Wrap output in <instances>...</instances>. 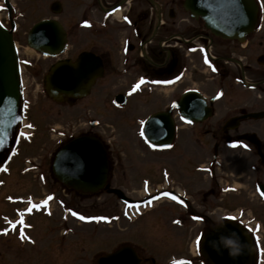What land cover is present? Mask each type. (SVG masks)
Instances as JSON below:
<instances>
[{"label":"flooded vegetation","instance_id":"1","mask_svg":"<svg viewBox=\"0 0 264 264\" xmlns=\"http://www.w3.org/2000/svg\"><path fill=\"white\" fill-rule=\"evenodd\" d=\"M256 1L260 6L255 31L241 44L213 36L202 20L190 17L185 9V0H51L49 3L40 0L42 9L52 14L40 21L57 20L67 34L66 52L62 56L48 58L41 54L43 60L48 61L41 68L43 79L52 65L63 60L75 62L82 55H86L92 70H95L93 73L97 76L91 95L98 93V101H103L106 97L104 94L115 87L111 85L109 76L125 80V93L118 92L112 100V104L116 108H122L125 113L131 97L135 94H146V97H143H148L152 102L155 90L170 89L187 75L190 66L187 58L194 55L190 47L200 51V68L212 75L207 80L212 82L213 91L200 88V120L197 123L190 124L182 117L179 109L170 113L176 126L174 141L180 129L186 126L200 127V167L197 168L200 173V193L196 196L191 195L180 183L179 180L183 177L187 178L184 173V176L173 173L169 168L157 173L150 167L147 170L146 167L127 165L124 163L128 158L127 149H122L123 157H120V154L114 158L110 141L101 132L94 131L100 127V121L98 124L97 120H91L87 123V131L70 137L59 133L58 139L62 140L54 157L65 143L77 138H95L104 145L109 159L105 189L114 182L118 185L119 212L123 223L134 222L136 217L142 215H150L157 204L164 202L168 203L170 209L179 211L170 215L173 216L169 227L171 230L176 229L182 236L194 233L192 251L195 249L196 255L195 258H172L166 264H190V261L191 264H206L201 254L198 255V246L200 244L201 250L207 231L222 223L232 222L243 226L252 235L258 253L257 264L261 260L260 256L264 251V219L254 216L247 218L252 196L255 200H260L264 207V196L261 195V192H264V19H261L260 15L261 2ZM13 2L14 0L0 1V5H3L0 11L12 14L17 6ZM66 8L69 10L68 16L66 14L69 20L65 24L59 16ZM85 21L88 23L85 24ZM215 46H225L227 51L215 55ZM236 50L246 54L237 55ZM204 51L208 59L206 67L201 61ZM135 77L131 82L130 78ZM141 78H144V82L133 91V86L138 84ZM179 99L180 97L174 102ZM174 102L161 106L145 116L141 123L138 122L142 133L144 122L150 116L159 113L169 115V109ZM148 107V104L141 103L133 110L135 109L136 114L142 108ZM97 116L99 119L103 118V115ZM23 132L20 124H16L13 133L19 136L20 141ZM174 141L166 149L152 148L147 142V147L140 150L149 158L172 150ZM115 164L120 170L118 180H115L113 175ZM1 168L2 163L0 173H4ZM8 173L11 174V170ZM156 182L163 187L159 188L158 193H153L152 186L156 185ZM135 186L147 189L149 194L145 197H133L138 193L127 188L132 187V190H135ZM192 200H200V210L199 206H194ZM227 200H233L234 203L235 200H246L245 209L238 207L243 213L236 216L235 204ZM222 209L225 212L218 215V211ZM13 215L14 218L11 215L0 216V223L4 225L0 228V238L14 240L18 250L24 252L29 244L36 246L37 242L30 233L32 230L27 213ZM5 229L7 231H4ZM125 246L130 245H122L120 248ZM132 247L140 260L139 264L145 263L146 258L139 254L137 248Z\"/></svg>","mask_w":264,"mask_h":264},{"label":"rangeland","instance_id":"2","mask_svg":"<svg viewBox=\"0 0 264 264\" xmlns=\"http://www.w3.org/2000/svg\"><path fill=\"white\" fill-rule=\"evenodd\" d=\"M46 1L49 3L51 0ZM260 2L262 5L260 15L261 19H264V0ZM13 3L17 5L16 10L12 14L0 11V17L5 24L7 22L9 29L13 23L16 26L13 35L22 67V99L19 110L21 116L19 117H21V128H24L25 134L31 135L32 138L23 140L19 147V157L11 163L4 162L10 166L11 174L0 177V216L11 215L14 218V209L22 205L20 202L15 204V201L8 203L7 198L14 200L30 198L34 205L41 206L34 208V212L28 215L29 223L32 225L30 233L37 245L29 244L27 250L21 252L14 240L0 238V264H97L100 257L116 251L122 245L137 248L139 254L146 258L143 264H166L177 257L195 258V249L192 251L194 233L182 236L176 229L171 230L169 221L179 211L170 209L167 202L157 204L150 215H142L136 217L134 222L123 223L120 219L118 196L111 192L118 188L115 182L102 192L81 194L64 188L54 178L52 164L58 144L62 140V138L58 139L59 133H63L65 137L76 135L87 131L89 128L87 123L91 120H97L98 124L100 121V127L94 131L101 132L110 141L114 158L121 154L122 149H127L128 158L125 159V164L146 167L147 170L150 167L157 173L165 168L180 175L184 173L187 178L183 177L179 180L182 186L186 187L191 195L196 196L200 193V173L197 172V168L200 167V127L191 128L184 125L186 127L179 130L172 150L147 158L144 156L146 153L141 152L147 147V143L138 123L161 106L174 102L187 90L200 91L201 88L204 91H213L212 82L207 80L212 75L209 71L200 68V51L190 47L194 55L187 58L189 70L181 81L170 89L155 90L152 102L147 99L148 97H143H146V94H135L131 97L125 113L122 108H116L112 104L118 92L125 93V80L111 76H109L110 83L115 87L104 94L106 97L102 99L103 101H98L96 97L99 94L94 92L73 106L58 105L46 96L43 87L41 68L48 61L43 60L39 52L27 45L31 28L42 18L52 14L42 9L40 0H14ZM61 13L59 17L66 24L69 20L66 17L69 13L68 8ZM213 49L215 55L227 51L225 46H215ZM30 51L33 53L32 56H29ZM236 53L246 54L240 50H236ZM201 61L204 67L208 65V59L204 54ZM135 79L136 77L130 78L131 82ZM141 103H146L149 107L142 108L135 114L133 108L136 106L137 109ZM118 109L121 111L119 112ZM129 109L132 111L130 112ZM98 114L103 115V118L99 119ZM15 134L9 136L0 150V163L8 151L16 149L13 147ZM120 157L123 155L121 154ZM119 171L115 164L113 170L115 180H118ZM156 183L152 186L153 193H158L159 188L163 187L160 183ZM127 190L138 193L133 197H145L149 194V191L141 186H135V190L128 187ZM252 198L253 200L249 202L250 210L247 218L254 216L264 219L263 205L260 204V200H255L253 196ZM45 200L47 204H42L41 202ZM192 201L200 210V200ZM227 201L234 203L233 200ZM244 201L246 200H235L236 216L243 213L238 207L245 209ZM73 212L86 217H106V219L81 220L79 216L73 215ZM218 212L220 215L225 211L222 209ZM171 214L173 215L170 216ZM2 227L4 225L0 223V228ZM260 257L259 264H264V251Z\"/></svg>","mask_w":264,"mask_h":264},{"label":"water","instance_id":"3","mask_svg":"<svg viewBox=\"0 0 264 264\" xmlns=\"http://www.w3.org/2000/svg\"><path fill=\"white\" fill-rule=\"evenodd\" d=\"M186 9L195 19H202L215 36L244 42L254 31L258 6L254 0H186ZM28 46L45 56L63 54L66 34L56 21L36 24L29 33ZM60 49V52H57ZM91 63L82 55L75 63L61 61L49 70L44 85L47 96L58 103L73 104L87 97L97 76ZM20 63L13 35L0 23V149L16 119L20 106ZM190 121L200 120V94L186 92L174 105ZM167 114L149 118L145 136L152 144H171L174 121ZM57 180L82 193L103 190L108 179L109 163L106 149L91 137L72 140L56 155L52 167ZM116 193L120 194L119 191ZM208 264H256V250L251 236L235 223H224L210 229L202 245ZM98 264H139L132 247L121 248L98 259Z\"/></svg>","mask_w":264,"mask_h":264},{"label":"snow or ice","instance_id":"4","mask_svg":"<svg viewBox=\"0 0 264 264\" xmlns=\"http://www.w3.org/2000/svg\"><path fill=\"white\" fill-rule=\"evenodd\" d=\"M0 7H3V5H0ZM125 19H127V17H125ZM84 23L87 24L88 22L85 21ZM143 82H144V78H141L140 82H139L138 84H136V85L133 86V91H135L137 88H139L140 83H143ZM142 134H143V133H142ZM0 139H2V138H0ZM153 147H155V145H153ZM261 195L264 196V192H261ZM50 198H51V197H49V199H50ZM41 203H42V204H47V200L42 201ZM181 203H183V201H181ZM40 206H41V205H34V207H37V208H39ZM27 210H28V211H31V208H29V209H27ZM69 211H71V209H69ZM72 214H73V215H77V216H79V218H80L81 220H89V219H106V217H86V216L80 215L78 212H73ZM195 219H202V217H195ZM20 222H21V223L23 222L22 219H21ZM4 231H7V230L5 229ZM174 264H175V262H174Z\"/></svg>","mask_w":264,"mask_h":264},{"label":"bare ground","instance_id":"5","mask_svg":"<svg viewBox=\"0 0 264 264\" xmlns=\"http://www.w3.org/2000/svg\"><path fill=\"white\" fill-rule=\"evenodd\" d=\"M32 55H33V53H32V51H30V52H29V56H32Z\"/></svg>","mask_w":264,"mask_h":264}]
</instances>
